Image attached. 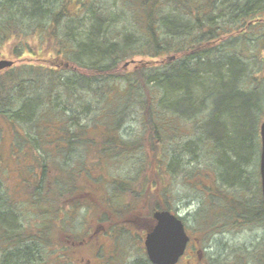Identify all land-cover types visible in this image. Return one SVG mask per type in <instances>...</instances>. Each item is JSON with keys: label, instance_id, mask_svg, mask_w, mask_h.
<instances>
[{"label": "trees", "instance_id": "trees-1", "mask_svg": "<svg viewBox=\"0 0 264 264\" xmlns=\"http://www.w3.org/2000/svg\"><path fill=\"white\" fill-rule=\"evenodd\" d=\"M7 54L0 120L22 125L12 154L31 167L11 187L0 164V264H79L90 244L112 264L122 239L137 236L130 218L172 208L177 156L207 154L206 167L186 166L212 201L200 224L190 216L202 247L224 207L228 221L264 219L261 198L248 199L260 194L264 0H0ZM129 120L140 133L129 135ZM97 234L112 254L92 243ZM135 239L131 264H152Z\"/></svg>", "mask_w": 264, "mask_h": 264}, {"label": "rangeland", "instance_id": "rangeland-1", "mask_svg": "<svg viewBox=\"0 0 264 264\" xmlns=\"http://www.w3.org/2000/svg\"><path fill=\"white\" fill-rule=\"evenodd\" d=\"M2 58H8L9 55ZM128 65L129 60L126 61ZM133 65L131 64L128 68H132ZM131 120H129L127 131H134L130 134H138L140 133L139 130V123L137 125L133 124V130H129L131 124ZM23 123V122H21ZM130 124V125H129ZM20 125L17 128V130H20V132H23V129ZM16 129H12V126L4 119L0 120V164L4 165L5 169H7V172L10 175L9 183L10 186L13 187L16 185L14 180L17 181V178H19L23 168L28 169L31 166L30 165V159L25 161L23 163L24 165L19 164L17 159L15 158L14 154H12V144H13V138L15 134H19V132ZM131 135V137H133ZM222 138V137H221ZM204 151V150H203ZM203 153V152H202ZM201 158L190 156V155H183L177 156L175 159V166L177 165L179 167V171L177 168L173 167L174 170H176L175 179L172 182L170 189L173 194H175V198L173 200L172 208L173 210H178L181 214L186 215L188 211L191 212V215L195 216V219L199 221L198 224H200V217L203 216H209L210 210H208L210 199L209 198H203L202 195L205 196V194L198 190L196 186H193L190 184V179L187 175V171L189 170L186 166L188 164L190 165V162L192 166L199 167V163L197 160L202 159V164L204 167L207 166L206 162V153L202 155ZM260 153V152H259ZM251 154V152H250ZM220 155V154H219ZM182 167H180V163ZM193 162V163H192ZM183 164H186L183 166ZM122 163L120 161L115 162V168L118 166H121ZM130 168V167H129ZM256 168L255 163V155L251 154L249 158V163L247 166L248 171H253V169ZM186 170L182 172V170ZM1 172H3L1 170ZM182 172V173H181ZM7 174V173H6ZM209 180L212 181V178L210 177ZM204 182L206 181L203 178H199L198 182ZM257 181V180H256ZM260 194H257L255 201L249 196V201L251 204H256V206L260 203ZM239 199V198H238ZM241 199V198H240ZM203 202L202 204V201ZM207 200H209L207 202ZM220 201V199L218 200ZM253 202V203H252ZM222 203V202H219ZM212 206V201H211ZM226 206V205H225ZM211 208V207H210ZM258 208H254L252 205V210L250 212H247L249 216L256 217L258 216ZM257 209V210H256ZM224 212L217 214L213 222H215L216 226H222L219 227L214 232L210 233L208 240H205L204 244V250L207 253V257L204 260V264H207L208 261H212L213 259H216L217 261L222 262L223 264H231L235 261H237V258H240V255L244 254L247 257V264H262L264 259V219L263 218H257L253 221L249 220L245 214H242L239 218L233 219L231 221L226 220L224 217L226 215L227 209L224 207ZM190 215V216H191ZM188 217V226L193 234V230L196 227V224L194 223V218L191 219V217ZM223 217V218H222ZM134 218H130V224L129 228L130 233H136L138 238L142 239L144 237L145 233V226L147 225V222L145 220L141 221L140 223H135L137 221H133ZM197 221V222H198ZM217 221V222H216ZM102 225L96 224L95 229L101 230ZM133 230V231H132ZM97 231V233L99 232ZM102 232V231H101ZM100 232V233H101ZM196 236L195 234H193ZM137 236L128 235L125 236L123 240V245L120 246L121 250L118 252V247H116L115 253V260L112 264H131L138 255H140L139 252V245L135 244L136 239L132 245V241L134 240V237L137 238ZM199 236V234H197ZM102 237V238H101ZM101 240L105 246V250L107 253L112 254V247L108 245V242L110 244V241L106 240V237L104 235L97 234V238L92 240V243L97 242ZM101 242V243H102ZM99 244V243H98ZM97 244V245H98ZM112 250V251H111ZM97 248H93V244H90V246L85 245L84 247L80 248V250L77 252V257L79 259V264H101L103 263L99 259H101V251L100 253L96 252ZM114 252V251H113ZM139 252V253H138ZM114 253V254H115ZM75 258V259H76ZM102 258H105L102 256ZM185 260V259H184ZM184 260L180 262V264H184ZM195 261H193V264Z\"/></svg>", "mask_w": 264, "mask_h": 264}, {"label": "water", "instance_id": "water-1", "mask_svg": "<svg viewBox=\"0 0 264 264\" xmlns=\"http://www.w3.org/2000/svg\"><path fill=\"white\" fill-rule=\"evenodd\" d=\"M13 64V60L1 59L0 71ZM260 137V175L264 206V120L260 124ZM153 220L154 224L148 229L144 240L150 262L152 264H176L184 254L190 239L183 221L170 210L156 211Z\"/></svg>", "mask_w": 264, "mask_h": 264}, {"label": "flooded vegetation", "instance_id": "flooded-vegetation-1", "mask_svg": "<svg viewBox=\"0 0 264 264\" xmlns=\"http://www.w3.org/2000/svg\"><path fill=\"white\" fill-rule=\"evenodd\" d=\"M191 215V212L188 211L186 215H182V220L185 224V229L187 231V233L190 235V241L187 245L185 254L181 257V259L179 260L178 264H180V262L182 260H184V264H193V258H195L196 260V264H198L197 260L199 262H201L203 260L204 257V247H202V244L200 242V239L197 238V236H194L188 226V217Z\"/></svg>", "mask_w": 264, "mask_h": 264}]
</instances>
